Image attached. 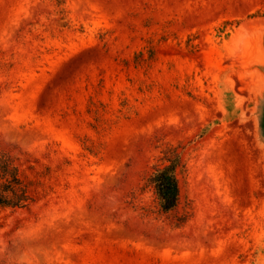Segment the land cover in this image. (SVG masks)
I'll use <instances>...</instances> for the list:
<instances>
[{
    "label": "rangeland",
    "instance_id": "rangeland-1",
    "mask_svg": "<svg viewBox=\"0 0 264 264\" xmlns=\"http://www.w3.org/2000/svg\"><path fill=\"white\" fill-rule=\"evenodd\" d=\"M0 151L52 168L0 264H264V0H0Z\"/></svg>",
    "mask_w": 264,
    "mask_h": 264
},
{
    "label": "trees",
    "instance_id": "trees-1",
    "mask_svg": "<svg viewBox=\"0 0 264 264\" xmlns=\"http://www.w3.org/2000/svg\"><path fill=\"white\" fill-rule=\"evenodd\" d=\"M191 144H167L161 151L159 163L143 180L142 190L151 191L161 214L172 215L180 205L181 182L187 170L185 155ZM51 171L39 157L22 158L0 151V209L28 210L45 199L52 190L45 181L51 177Z\"/></svg>",
    "mask_w": 264,
    "mask_h": 264
}]
</instances>
